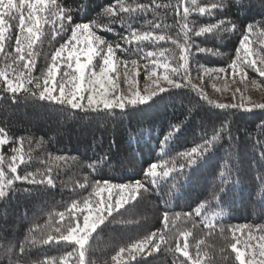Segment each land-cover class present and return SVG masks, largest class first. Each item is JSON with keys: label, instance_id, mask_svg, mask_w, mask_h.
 Returning a JSON list of instances; mask_svg holds the SVG:
<instances>
[{"label": "trees", "instance_id": "obj_1", "mask_svg": "<svg viewBox=\"0 0 264 264\" xmlns=\"http://www.w3.org/2000/svg\"><path fill=\"white\" fill-rule=\"evenodd\" d=\"M15 2L19 3V0ZM55 2L66 14L71 12L73 24L89 23L96 35L105 41L119 43L121 48L116 51V56L129 63L136 60L140 77L152 69L153 59L167 62L170 68L177 65L180 45L185 43L184 23L188 25L187 44L193 55L189 57L187 78L180 81L185 86L158 93L148 104L127 106L123 111L114 109L111 113L84 112L41 100L40 89L35 88L36 79L25 85L36 91L35 96L23 91L12 93L7 90L6 81L0 82V128L4 129L7 141L0 145V157H3L0 167L10 175L8 164L13 162L11 157L17 155L13 149L22 147L24 162H17L16 175L33 174L39 179L41 175L50 174L54 181L49 186L16 180L8 195L0 198V264H47L51 258L63 264L62 258L69 252L74 255L68 257V264H76L74 244L55 239L47 244H32L31 239H40L49 233L58 235L55 227L65 230L72 216L82 219L84 212L73 209L72 204L80 202L82 208L85 199L95 200L93 187L97 181H143L144 172L151 163L175 161L178 167L183 162L179 153L203 143L217 132L220 139L214 142L212 150L202 160L185 170L186 175L173 180L176 175L173 173L158 185H150L149 193H141L135 201L113 212L92 233L86 245L85 264H117L112 257L121 247L141 241L152 233L164 235L167 243H162L158 252L146 258L138 257L141 264H185L186 258L181 253L168 250L169 246L174 249L178 241L183 245L184 237L178 235L182 232L191 233L187 242L193 255L199 247L202 259L209 258L203 253H209L215 264H238L224 238L227 236L232 240L230 228L264 226V185L259 182V177L264 176V162L260 159V153L264 152V109L253 108L250 112L220 109L215 105L221 102L196 85L194 80L202 69L227 67L235 59L241 31H245L248 24L254 25L249 34L251 47L264 54V36L259 34L264 30V24H261L264 21V0H241L242 7H238L234 0ZM121 4L126 8L146 4L149 8L146 12H116L115 15L105 11L109 7L119 8ZM213 4L226 7L213 9ZM185 7L190 9L186 19ZM201 7L208 11L199 12ZM23 12L26 16L27 8ZM18 17L19 14L15 19L5 16L7 27L4 29V50L0 51V70H6L9 78L14 75L12 69L21 63H13V57L17 55ZM220 20L235 22L238 30L223 32L219 36L212 33L195 35L200 27ZM157 24L159 28L155 27ZM59 29L60 21L54 17L47 23L42 22L41 32L37 33L39 39L33 45L35 63L31 75L39 78L41 88L51 57L67 39V33L57 34ZM133 30L152 31L166 39L126 43L122 37L129 36ZM173 40L177 43L174 44ZM197 46L210 51L199 52ZM148 52L155 53V56L149 57ZM66 70L64 61H61L56 79L60 80ZM155 71L158 76L164 74L162 67ZM246 71L251 79L264 85V77ZM180 75L183 77V69ZM201 91L214 103L203 99ZM222 128L226 131H221ZM169 133L172 135L165 141ZM157 171L161 169L158 167ZM221 171L225 172L226 183H222ZM81 184L86 186L81 188ZM221 187L223 192H220ZM214 193H219L220 207L213 200ZM201 203L206 208L196 215L195 209ZM59 213H64L63 219ZM165 214L168 215L167 223L164 222ZM221 228L224 235H221ZM253 234L259 237L264 233L254 231ZM246 235L245 232V238ZM21 246L25 247V252H20Z\"/></svg>", "mask_w": 264, "mask_h": 264}, {"label": "snow or ice", "instance_id": "obj_2", "mask_svg": "<svg viewBox=\"0 0 264 264\" xmlns=\"http://www.w3.org/2000/svg\"><path fill=\"white\" fill-rule=\"evenodd\" d=\"M238 7H242L241 0H234ZM156 7H160L157 5ZM213 9L226 7V5L213 4ZM27 8V15L25 16L23 10ZM149 6L146 4H138L136 8H126L123 4L119 8L109 7L105 11L108 14L115 15L116 12H140L148 11ZM199 12L204 13L208 11L206 8H199ZM190 9L185 7L183 9L184 17L186 19ZM44 13H48L47 16ZM19 14V34L15 40V53L13 63L21 62L18 68L12 69L14 75L12 78L8 77L6 70H0V82H7V90L12 93L23 91L26 94L35 96L37 93L32 88L25 85L32 84L33 79H36L35 88L40 89L39 99L49 100L58 105H67L71 109H79L84 112H112L114 109L121 111L125 110L127 106L145 105L158 93H164L170 88L179 89L182 86L181 79H186L188 75L187 66L189 57L193 55L191 47L187 44V30L188 25L184 23L182 28L185 30V43L180 45L179 62L175 67H169L167 62L160 63L156 59L151 61L152 69L148 73V79L152 81L151 85L145 90V94H141L137 87L136 77L139 75V66L136 60L131 61L132 67L129 68L127 60L121 61L116 56V51L121 48L119 43H110L104 40L103 37L96 35L89 23H72L71 12L65 13V10L56 4L55 0H0V51L4 50V29L7 27L5 23V16L9 19H15ZM209 14H211L209 12ZM60 21V29L57 34L67 33V39L62 43L51 57V65L47 68V73L44 76V86L41 88L39 78H33L31 73L35 63L34 53L32 51L33 45L39 39L37 33L41 32L42 22L47 23L51 18ZM264 24V21L261 22ZM230 25V28L228 27ZM159 28L160 25H155ZM254 25L248 24L245 31H241V38L239 39L236 56L228 67L232 69L233 78L237 75L241 80L246 78L247 71L251 70L258 73L260 77H264V54L256 52L251 47L249 34L253 32ZM70 29V32H69ZM233 29L238 30V25L233 21L220 20L218 23L209 24L200 27L195 35L200 36L206 33H212L214 36H219L220 33L229 32ZM260 35L264 36V30ZM126 43L136 41L137 43L143 41L166 39L164 35H154L152 31H131L129 36L122 37ZM174 44L176 40L172 41ZM199 52H207L209 49L199 48ZM67 51V55L64 53ZM149 57H154L155 53L148 52ZM163 55V53H161ZM255 57V58H254ZM64 61L66 71L60 80H57V74L60 72V62ZM121 64H123L122 74L128 84L127 94L120 91L119 77ZM259 64V66H258ZM10 67V66H9ZM147 67V65H145ZM162 67L164 74L158 76L155 69ZM183 69V77L180 73ZM208 72L227 73L224 67L218 69H208ZM171 73V75L169 74ZM116 74V75H113ZM219 78V77H217ZM223 91V89H217ZM240 89L237 88L233 93L235 99L236 92ZM203 99L208 103H214L208 100L206 94L200 92ZM245 97L241 94L239 102L231 104H216L215 106L220 109H243L246 112L252 111L253 108L264 109V103H253L250 100L246 103ZM251 106H248V105ZM221 131H226L222 128ZM172 134L164 138L165 141L169 139ZM220 139L219 132L213 135L210 139H205L203 143L198 144L190 149H187L179 155L183 157V162L177 167L175 161L169 163L163 161L162 164L151 163L144 172V180H135L132 182L112 183L109 180L97 181L93 187V194L95 200L91 198L83 201L82 208L80 202H73L72 208L77 211H83L82 219L80 216H72L68 220L65 230L61 227H55L54 231L58 235L53 236L49 233L47 236H42L40 239L33 237L32 244H47L52 240H63L76 246L75 256L76 264H85L86 245L97 228L103 225L107 218L113 212H118L125 205L135 201L141 193H149L150 185L156 186L161 180H167L173 173V180L177 177L186 175V169H191L198 161L202 160L206 153L212 150L214 142ZM4 138V129L0 128V145L6 143ZM20 143L22 145L23 138ZM264 147V145H262ZM13 151L17 155L11 157L12 163L8 164L10 175H6L3 167H0V198H5L8 195V190L11 189L13 182L16 180H23L29 184H44L51 186L54 184L52 176L41 175L39 179L33 174H26L23 176L16 175L18 163H23V149L14 148ZM57 159H64V157H57ZM261 162H264V152L260 153ZM3 162V157H0V163ZM91 167V165L89 166ZM158 167L161 169L157 171ZM222 183L227 182V177L224 171L219 173ZM259 182L264 185V176L259 177ZM86 185L81 184L80 187L84 188ZM223 187L220 192H223ZM213 200L216 201V206L219 204V193H214ZM206 208L204 203H201L196 209V215H200ZM221 213H216L219 215ZM62 219L64 213L58 214ZM168 215H164V222L167 223ZM209 227L211 223L209 222ZM221 235H224V229L221 228ZM254 231L264 233V226L254 228L250 225L232 226L230 228L232 240L227 241L226 246L230 247L235 254V261L238 264H264V234L257 237L253 234ZM245 232L247 233L245 238ZM240 233V236H237ZM184 237V243L181 245L179 241L176 243L174 249L169 246L168 250L181 253L187 262L190 264H215L211 259L209 253H203V256L209 257L202 259L200 248L197 247L195 255L189 251L187 237L191 235L190 232H182L178 234ZM170 238V237H169ZM243 238V239H242ZM234 241V242H232ZM257 241H259L257 243ZM167 243V238L164 235L152 233L146 236L143 240L132 243L127 247H121L116 256L112 257L117 264H141V259L152 255L153 252L160 250L161 244ZM241 244V247L237 245ZM20 252H25V247H20ZM11 251V249H9ZM224 251V249H221ZM126 254V255H125ZM73 252H69L63 259V264H68V257H72ZM43 264V262H42ZM47 264H58L55 258L47 261Z\"/></svg>", "mask_w": 264, "mask_h": 264}, {"label": "rangeland", "instance_id": "obj_3", "mask_svg": "<svg viewBox=\"0 0 264 264\" xmlns=\"http://www.w3.org/2000/svg\"><path fill=\"white\" fill-rule=\"evenodd\" d=\"M131 68V63L128 64ZM227 69V73L208 72V69L218 68H206L202 69L198 76L195 78V84L201 89L205 90L211 97L221 103H234L239 102L241 94L246 98L245 102L249 100L253 103H264V85H261L259 81L251 79L248 74L246 78L241 80L237 75L233 78L232 69L230 67H224ZM123 64H121L118 71L121 73L119 77L120 91L127 94L128 84L122 74ZM116 75V74H113ZM219 77V78H217ZM137 87L140 93L145 94V90L151 85L152 81L148 79V74L140 77V74L136 77ZM239 88L240 91L236 92L235 99L233 93ZM217 89H223V91H217ZM248 106H251L250 104ZM259 241H257L258 243Z\"/></svg>", "mask_w": 264, "mask_h": 264}]
</instances>
